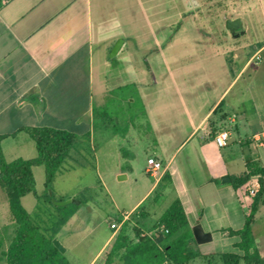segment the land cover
<instances>
[{
  "label": "crops",
  "instance_id": "crops-1",
  "mask_svg": "<svg viewBox=\"0 0 264 264\" xmlns=\"http://www.w3.org/2000/svg\"><path fill=\"white\" fill-rule=\"evenodd\" d=\"M131 1L0 0V135H10L2 143L7 161L38 156L35 142L21 131L24 127H49L93 140L97 110L95 49L105 45L112 17L120 13L125 16L127 5L131 16H136V0L133 8ZM206 11L211 15L201 9L192 11L191 16ZM214 12L213 16L223 18L224 25L228 18H240L245 33L251 31L254 22L264 25V18L254 21L257 13L247 6L231 5ZM213 21L215 18L209 20ZM220 42L213 58L190 57L180 75L169 69L166 76L154 79L150 102L144 105L154 138L148 159L160 161L163 170L132 211L143 222H152L153 210L143 207L145 198L154 189L160 190L158 199L168 190L175 194L173 201H182L192 228L201 225L212 236L218 233L232 240V246L238 249L240 239L231 231L243 229L252 199L245 200L243 189L236 190L232 181L223 183L222 178L244 176L249 165L264 167V74L258 73L264 66L250 76L246 88L240 90L241 97L235 96L239 98L228 103L226 100L245 70L259 60L264 45L255 46L246 56L238 43ZM149 87L146 85V89ZM106 90L104 83L102 92ZM211 94H215L212 103ZM241 129L247 130L244 137ZM222 130L230 132L229 145L224 148L214 140ZM234 132L238 140L233 139ZM185 144L190 148L180 156ZM127 169L135 171L133 166ZM256 216L252 232L264 259V233L256 234ZM2 236L5 242L6 235ZM115 237L111 235L90 264H95L106 248L110 250Z\"/></svg>",
  "mask_w": 264,
  "mask_h": 264
},
{
  "label": "rangeland",
  "instance_id": "rangeland-1",
  "mask_svg": "<svg viewBox=\"0 0 264 264\" xmlns=\"http://www.w3.org/2000/svg\"><path fill=\"white\" fill-rule=\"evenodd\" d=\"M133 4L132 0V8ZM231 5L255 10L254 21L264 18V0H136L138 11L135 17L128 12L127 5L125 16L120 13L119 17L110 19L105 45L95 49L94 99L97 110L93 140L80 141L71 150L48 188L45 168L36 167L34 191L24 198L25 208L34 223L49 238L61 242L67 249L65 255L71 264H90L114 235L111 224L123 221L125 214L131 213L122 226L127 224L128 233L134 237V227L149 233L158 217L172 204L175 194L167 190L158 199L160 190L157 188L148 194L143 205L153 210L152 222H143L139 214L132 211L156 181L145 171L154 138L148 128L144 105L150 102L154 79L166 76L169 69L181 73L183 63L190 57L213 58L220 41L222 44L223 41L232 45L238 43L241 49H245L246 56L264 45V25L259 22L253 23L251 31L234 39L223 18L213 16L214 11L219 13ZM201 9L209 10L211 15L206 11L202 15L191 16L192 11ZM214 18L211 24L209 20ZM119 39H124L123 47L111 59L110 53ZM258 59L245 70L226 103L234 98L237 100L239 97L235 96L246 88L250 76L260 65L264 66V50ZM258 73L263 75L264 70ZM104 83L108 90L103 93ZM148 84L150 87L146 89ZM214 95L209 97L211 103ZM242 129L241 136L244 137L247 130ZM233 139L238 140L236 132ZM189 148L190 144H185L179 155ZM130 166L135 168L134 172L127 169ZM124 175L127 177L120 179ZM243 195L245 200L251 199L246 193ZM66 200L81 203L56 204ZM71 211H74L72 215ZM10 216L7 196L0 189V234L6 235L3 250L15 235L16 224L9 219ZM256 218L255 231L261 235L264 233V201ZM163 232L165 234V230ZM108 251L106 248L95 264H103ZM193 251L198 253V257L187 264H224L221 256L238 249L232 246V240L221 238L216 233L209 242L195 243ZM0 264H6L1 253Z\"/></svg>",
  "mask_w": 264,
  "mask_h": 264
},
{
  "label": "trees",
  "instance_id": "trees-1",
  "mask_svg": "<svg viewBox=\"0 0 264 264\" xmlns=\"http://www.w3.org/2000/svg\"><path fill=\"white\" fill-rule=\"evenodd\" d=\"M21 131L35 142L38 156L7 161L2 143L10 135H0V188L7 196L11 221L16 224L15 235L5 251L2 250L4 239L0 234V252L6 264H71L53 244V239L34 223L22 199L34 191V167L45 168L46 187H50L71 150L86 136L49 127H24ZM249 169L244 176L232 178L234 188L241 190L248 186L251 178L258 176L260 189L255 197H251L243 229L231 231L240 239L237 248L241 253L223 254L224 264H264L252 232L255 216L264 201V167L249 165ZM163 230H168V235ZM133 232L134 237L128 233L127 224L122 226L103 264H162L164 261L187 264L198 257L193 251L197 243L193 228L180 199L172 202L148 234L137 226Z\"/></svg>",
  "mask_w": 264,
  "mask_h": 264
},
{
  "label": "water",
  "instance_id": "water-1",
  "mask_svg": "<svg viewBox=\"0 0 264 264\" xmlns=\"http://www.w3.org/2000/svg\"><path fill=\"white\" fill-rule=\"evenodd\" d=\"M226 27L228 31L231 33V35L235 38H238L241 35L245 34L244 25L240 18H228L226 20ZM123 44H124V39H119L117 41V43L114 45L110 53L111 59H114L117 56ZM123 178H126V176L125 175L120 176V179H123ZM231 181L232 179L229 176H225L222 178L223 183H230ZM70 203L79 205L81 202L77 200H66V201L56 202V204L60 206L68 205ZM193 232H194V236L198 244H203V243H206L212 240V234L205 232L201 225L194 226ZM53 244L57 247V249L62 254L66 253L67 249L61 244L59 240L57 239L53 240Z\"/></svg>",
  "mask_w": 264,
  "mask_h": 264
},
{
  "label": "built area",
  "instance_id": "built-area-1",
  "mask_svg": "<svg viewBox=\"0 0 264 264\" xmlns=\"http://www.w3.org/2000/svg\"><path fill=\"white\" fill-rule=\"evenodd\" d=\"M8 1V0H3ZM215 143L218 147L224 148L229 145L230 141V132L228 130H222L220 131L215 137H214ZM163 170V165L160 161H157L153 158L148 159V167L146 169V172L154 177H160ZM259 178H256L254 182L249 183L247 187L243 188V192L246 193L249 197H255L260 189V184L258 181ZM129 217L128 214L124 215V220H127ZM124 220L120 223H112L111 229L114 231V235H116L117 232H119L120 228L122 227V224L124 223ZM165 234H168V230H165ZM162 264H172L169 261H164Z\"/></svg>",
  "mask_w": 264,
  "mask_h": 264
}]
</instances>
